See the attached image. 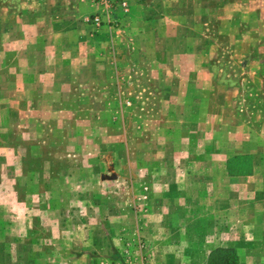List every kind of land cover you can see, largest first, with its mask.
<instances>
[{
    "label": "rangeland",
    "instance_id": "obj_1",
    "mask_svg": "<svg viewBox=\"0 0 264 264\" xmlns=\"http://www.w3.org/2000/svg\"><path fill=\"white\" fill-rule=\"evenodd\" d=\"M151 1L128 0V14L117 29L99 32L83 23L73 50H45V56L54 61L58 56L60 61L52 71L42 67L45 97L39 98V106L34 99H23L13 107L9 104L8 114L10 99L2 92L7 83L0 82V120L4 118L0 167H7L0 170V192H7V264H41L36 261L41 253L44 264H146L147 257L156 264H206L216 246L235 248L239 264H264V178L246 177L252 168L264 175V161L250 154L232 160V173L239 177L230 184L217 179L214 196L208 199L214 209L203 210V217L185 209L192 199L180 192V186L190 187L192 180L173 179L178 185L172 195L155 192L160 186L150 189L162 179L152 178L148 167V156L154 152L150 146L154 135L148 127L154 116L162 122L164 115L153 114L158 99L148 93L155 83L149 80L147 63L154 51L146 22L153 5L159 13L165 5L162 0ZM90 3L94 9L87 12L94 14L98 9ZM0 9L7 10V0H0ZM203 9L208 15L231 14L229 20L205 22L198 33L209 77L238 87L237 65L249 57L254 45L264 42V0L209 1ZM221 25L231 33H220ZM63 57L74 60L65 67L59 64ZM87 60L92 76H85L90 71L84 65ZM3 75H7V17L0 13ZM244 95L242 90L220 98L221 137L233 139L235 132L236 139L248 138L252 149L261 152L264 129L249 131L243 126L248 117ZM227 126L233 127L232 132L223 129ZM203 181L211 187L210 179ZM227 185H232L230 190ZM63 234L71 236L69 241L60 242ZM53 235L56 253L47 240Z\"/></svg>",
    "mask_w": 264,
    "mask_h": 264
},
{
    "label": "crops",
    "instance_id": "obj_2",
    "mask_svg": "<svg viewBox=\"0 0 264 264\" xmlns=\"http://www.w3.org/2000/svg\"><path fill=\"white\" fill-rule=\"evenodd\" d=\"M162 1L165 3L163 12L159 13L153 5L154 9L146 22L147 32L152 35L151 46L154 51L153 59L147 63L150 68L149 80L155 83L149 86L148 93H152V97L158 99V106L152 107L153 114L164 115L162 122L156 121V116H154L153 122L148 127L154 135L150 143L154 152L148 156L150 160L148 167L150 171L152 170V178L161 176L162 179L160 184L155 182V187L152 186L150 189L156 190L160 186L161 189L155 192L161 190L163 195H172L176 194L175 188L178 185L177 181H172L173 179L192 180L190 187L183 183L180 186V192H184L183 194H186L188 199H192L186 202L188 205L185 209L195 211V213L197 211V217H203L200 214L203 210L212 211L214 209L213 204L211 205L212 200L210 202L208 199L214 196L217 179L222 177L230 184L232 179L235 180L234 177H239L228 171L229 163L235 159L233 157L250 154L249 157H257L258 162L264 161V151L253 150L248 138L236 139V133L230 130L233 127L223 128L232 132L231 138L233 139H228L223 135L221 137L220 130L222 129L219 124L221 114L219 105L222 95L226 93L234 96L243 90L245 92L242 98L243 105L248 114L243 126L249 131H256V128L260 131L264 129V42L254 45L249 57L243 60V63H237L240 70V87L239 85L238 87L228 86L223 82H213L207 72L209 70L206 69L209 65L205 67L209 61H205L203 57L204 41L198 33V28L215 18L229 20L230 12L221 16L220 13L208 15L204 11L205 2L217 3L219 0ZM151 2H156V0ZM187 2H193L194 5H186ZM169 3L172 4L169 5ZM91 5L90 0H7V10L0 9V13L7 17V75L0 76V82L7 83V87L5 86L2 92L4 97L10 99L7 104L8 114L9 104L13 107L16 103H22L23 99H34L39 106V98L45 97V90L40 86L44 72L42 67L45 64L46 69L51 68L52 71V67L60 61L58 56H56V61L48 54L45 56L44 51L76 48L75 37L80 34L83 23L86 24L85 18L92 13L91 10L87 12L89 8L94 9L91 8L94 5ZM86 25L90 27L89 30H92L91 26ZM226 28L223 26L220 33L230 34L231 28ZM103 29L108 28L104 27L101 30ZM159 56L162 58H155ZM63 58L59 64L65 67L71 65L69 60H74L72 57ZM116 60L115 64L118 65L120 59ZM91 64L90 61H85L84 65L90 70L85 76H92ZM39 65L42 66L39 67ZM67 72H69L68 69ZM245 82L251 88H247ZM29 84L34 87H29ZM52 96L53 94H48V97ZM203 115H208L206 120L202 118ZM3 121L4 118L0 120V123L3 124ZM1 124L0 129L3 127ZM262 140L263 144L258 146L264 145V138ZM237 146L244 148L240 150ZM178 163L181 165L180 168H177ZM6 169L7 167L4 168L1 165L0 170ZM262 171L256 172V168H252L246 177L261 174L263 180ZM164 178L166 181L162 184ZM204 178L211 180V187L207 185L208 182L203 181ZM231 186L227 185V189L230 190ZM6 193V191L0 192V249L3 251L0 255L3 261L0 264H7ZM179 194L182 195V193ZM227 194H229L228 191ZM166 197L163 198L165 202H168L170 198ZM63 235L60 236L63 240L60 242L69 241L71 238V236ZM159 238L164 240L165 237L160 236ZM47 240L53 245L51 246L53 251L58 252L57 246L54 245L55 235ZM2 245L4 248H1ZM67 260L70 261V259ZM146 260L149 262L146 264H156L148 257ZM36 261L44 264V254L37 255Z\"/></svg>",
    "mask_w": 264,
    "mask_h": 264
},
{
    "label": "built area",
    "instance_id": "obj_3",
    "mask_svg": "<svg viewBox=\"0 0 264 264\" xmlns=\"http://www.w3.org/2000/svg\"><path fill=\"white\" fill-rule=\"evenodd\" d=\"M98 11L85 18L94 31L107 27L117 29L129 11L128 0H91Z\"/></svg>",
    "mask_w": 264,
    "mask_h": 264
},
{
    "label": "trees",
    "instance_id": "obj_4",
    "mask_svg": "<svg viewBox=\"0 0 264 264\" xmlns=\"http://www.w3.org/2000/svg\"><path fill=\"white\" fill-rule=\"evenodd\" d=\"M236 159H240L241 156L233 157ZM232 161V160H231ZM229 163V173H232ZM251 171L248 170L246 174H249ZM206 264H239V255L235 248L233 247H226V246H216L212 248L207 256Z\"/></svg>",
    "mask_w": 264,
    "mask_h": 264
}]
</instances>
